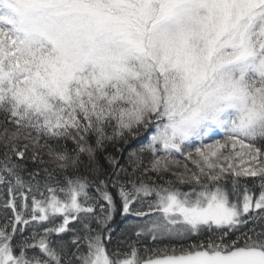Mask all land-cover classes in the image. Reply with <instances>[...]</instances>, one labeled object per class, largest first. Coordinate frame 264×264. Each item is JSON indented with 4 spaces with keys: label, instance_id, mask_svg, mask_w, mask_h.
<instances>
[{
    "label": "snow or ice",
    "instance_id": "obj_1",
    "mask_svg": "<svg viewBox=\"0 0 264 264\" xmlns=\"http://www.w3.org/2000/svg\"><path fill=\"white\" fill-rule=\"evenodd\" d=\"M0 185V264H264V0H0Z\"/></svg>",
    "mask_w": 264,
    "mask_h": 264
},
{
    "label": "trees",
    "instance_id": "obj_2",
    "mask_svg": "<svg viewBox=\"0 0 264 264\" xmlns=\"http://www.w3.org/2000/svg\"><path fill=\"white\" fill-rule=\"evenodd\" d=\"M111 150V149H110ZM101 162L105 163L106 166V162L103 160V157H101ZM27 178V177H26ZM7 197V192L6 189L4 188V186L0 185V204H2L4 202V199ZM2 209H0V213H2ZM115 220H116V225H113L114 227H117V225H119V227H123L122 224V217L120 215H116L115 216ZM0 222H2V216H0ZM117 231L119 232V228L117 229ZM132 239H135V237L133 236Z\"/></svg>",
    "mask_w": 264,
    "mask_h": 264
},
{
    "label": "rangeland",
    "instance_id": "obj_3",
    "mask_svg": "<svg viewBox=\"0 0 264 264\" xmlns=\"http://www.w3.org/2000/svg\"><path fill=\"white\" fill-rule=\"evenodd\" d=\"M216 138H217V139H221L222 137H216ZM239 150H240L239 145H237L235 151H239Z\"/></svg>",
    "mask_w": 264,
    "mask_h": 264
}]
</instances>
